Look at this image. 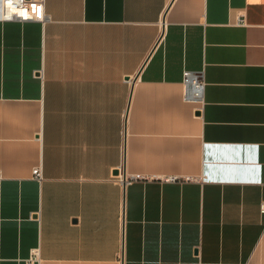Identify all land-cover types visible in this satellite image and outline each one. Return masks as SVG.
<instances>
[{"label":"crops","instance_id":"0c3cea01","mask_svg":"<svg viewBox=\"0 0 264 264\" xmlns=\"http://www.w3.org/2000/svg\"><path fill=\"white\" fill-rule=\"evenodd\" d=\"M33 13L0 20V264H264V0Z\"/></svg>","mask_w":264,"mask_h":264},{"label":"built area","instance_id":"2783aa9c","mask_svg":"<svg viewBox=\"0 0 264 264\" xmlns=\"http://www.w3.org/2000/svg\"><path fill=\"white\" fill-rule=\"evenodd\" d=\"M0 20L2 22H21L25 23L28 21L36 20V16L33 13V0H2L1 3V16ZM42 20V19H41ZM44 20V18H43ZM244 21L239 19L238 25H244ZM205 89V83L201 78V75L191 72L184 73V92L183 98L185 101L201 102L203 99V93ZM33 177L37 181L43 180L42 168H36L33 170ZM162 181L164 183H188V182H198L202 183V179L199 178H177L168 177L163 179H158L156 177H144L142 175H135L129 179L121 178L122 184H131L134 182H146V181ZM261 214L264 215V203L260 207ZM38 257V252L33 251V258L31 263L34 262ZM232 264H242V263H232Z\"/></svg>","mask_w":264,"mask_h":264},{"label":"water","instance_id":"95a60500","mask_svg":"<svg viewBox=\"0 0 264 264\" xmlns=\"http://www.w3.org/2000/svg\"><path fill=\"white\" fill-rule=\"evenodd\" d=\"M115 174L118 175L119 174L118 171H116Z\"/></svg>","mask_w":264,"mask_h":264}]
</instances>
